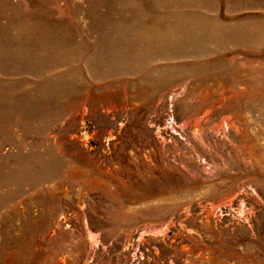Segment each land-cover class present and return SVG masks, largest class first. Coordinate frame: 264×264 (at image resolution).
I'll use <instances>...</instances> for the list:
<instances>
[{
  "label": "rangeland",
  "instance_id": "obj_1",
  "mask_svg": "<svg viewBox=\"0 0 264 264\" xmlns=\"http://www.w3.org/2000/svg\"><path fill=\"white\" fill-rule=\"evenodd\" d=\"M0 264H264V0H0Z\"/></svg>",
  "mask_w": 264,
  "mask_h": 264
}]
</instances>
